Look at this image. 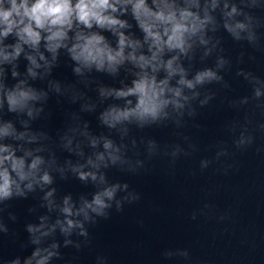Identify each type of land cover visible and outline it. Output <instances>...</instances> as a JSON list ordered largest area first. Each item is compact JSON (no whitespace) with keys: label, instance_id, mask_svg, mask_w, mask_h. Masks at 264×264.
<instances>
[{"label":"clouds","instance_id":"1","mask_svg":"<svg viewBox=\"0 0 264 264\" xmlns=\"http://www.w3.org/2000/svg\"><path fill=\"white\" fill-rule=\"evenodd\" d=\"M255 8H264V0H0V233L9 232L2 216L9 201L40 194L39 207L46 209L38 222L25 225L31 253L0 257L2 264H52L61 258V247L81 248L74 235L90 242L87 225L97 217L107 218L113 206L120 211L124 202L139 199L127 183L110 181L107 170L142 168L140 145H146L149 156L158 153L154 139H137L133 129L166 127L168 122L183 128L185 117H195L198 107L216 98L213 86L230 88L223 72L230 70L232 61L223 54L217 55L215 66L194 72L185 61L194 59L198 47L203 48L202 61L217 50L223 53L220 40L209 36L220 28L234 41L259 48L258 29L264 22L248 11ZM9 37L13 42L6 43ZM62 52L78 79L53 77ZM243 56L241 52L238 63L244 62ZM21 59L26 61L23 70ZM122 69L124 77L114 84L88 75L116 78ZM236 76L252 89L250 96L228 101L237 109L253 106L243 121L236 119L227 126L233 145L242 149L254 141L250 125L255 110L264 115V78L243 68ZM38 81L44 87H38ZM52 96L58 104L66 100L79 105L78 111L66 114L55 137L33 127L50 115L46 106ZM85 113L94 114L98 126L107 131H94ZM256 128L264 132V122L256 123ZM189 147L195 150L194 145ZM57 151L68 156L61 161ZM182 152L176 144L165 155L176 158ZM228 154L224 147L215 158ZM212 162L201 160V169ZM69 175L95 190L75 198L72 193L58 195L57 177L67 180ZM119 193L126 194L118 198ZM29 212L36 213L37 208ZM8 217L17 219L12 213ZM164 256L188 259L189 253L178 249ZM97 264H106V258L98 256Z\"/></svg>","mask_w":264,"mask_h":264},{"label":"water","instance_id":"2","mask_svg":"<svg viewBox=\"0 0 264 264\" xmlns=\"http://www.w3.org/2000/svg\"><path fill=\"white\" fill-rule=\"evenodd\" d=\"M248 11L264 22V8ZM258 34L261 40L260 47L256 48L247 42L234 41L222 28L216 33L209 32L214 40H220L218 49L223 48V53L217 50L202 61L203 48L198 47L194 59L185 61V65H190L192 72L215 66L217 55L223 54L232 61L230 70L226 67L223 72L230 88L213 86L216 98L209 105L198 107L195 117H185L183 128L177 129L168 122L166 127L133 129L132 135L137 139H154L159 145L158 153L149 156L146 145H140L142 168L131 172L114 167L107 174L112 182L127 183L128 190L138 194L139 199L124 202L120 211L113 206L107 218L97 217L94 224L87 225L90 242L84 243L83 237L74 235L72 239L80 240L81 248L61 247V258L52 264H97L98 256L105 257L106 264H264V132L256 128V123L264 122V115L255 110L254 123L250 125L254 141L246 148L237 149L233 145L234 136L227 127L233 120L243 121L246 112H253L252 105L237 109L228 101L252 93L248 82L236 76L238 68L264 78V27L258 29ZM5 42L11 43L13 38ZM241 52L244 62L238 63ZM25 64L21 59V70ZM88 75L105 84H114L124 77V71L116 78L95 72ZM53 77L64 81L78 79L73 76L63 52L60 65L53 69ZM37 86L44 87V83L38 81ZM78 110V104L72 105L66 100L58 104L52 96L46 106V113L50 115L34 122L33 127L55 137L64 127L66 114ZM82 115L91 122L94 131H107L98 126L94 114ZM185 136L189 137L188 141L184 140ZM176 144L188 154L182 152L176 158L165 155ZM224 147L229 154L217 160L216 152ZM57 155L61 161L68 156L62 151H57ZM128 155L136 158L133 152ZM203 159L213 162L201 169ZM55 186L58 195L72 193L74 198L95 190L91 184L84 185L71 175L67 180L57 177ZM125 194L119 193L118 198ZM39 195L8 202L9 207L2 216L9 232L0 233L3 259L31 253L25 225L38 222L37 217L46 213V209L39 207ZM33 207L37 208L36 213L29 212ZM8 213L17 219L10 220ZM56 238L62 243L59 233ZM22 244L26 247H21ZM178 249H186L189 258L164 256L166 251L176 253Z\"/></svg>","mask_w":264,"mask_h":264}]
</instances>
